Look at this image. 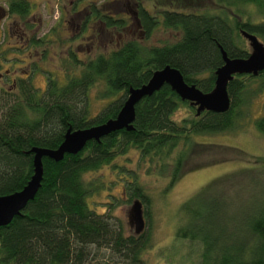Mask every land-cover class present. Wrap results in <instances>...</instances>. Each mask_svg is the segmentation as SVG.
I'll use <instances>...</instances> for the list:
<instances>
[{
  "label": "trees",
  "instance_id": "1",
  "mask_svg": "<svg viewBox=\"0 0 264 264\" xmlns=\"http://www.w3.org/2000/svg\"><path fill=\"white\" fill-rule=\"evenodd\" d=\"M212 1L217 5L216 12L200 8L196 1L190 0L173 1L175 7L164 9L141 3L123 9L119 0H115L109 5L112 10L119 6L117 11L102 10L93 2L88 3L81 34L91 25V32L100 35V29L95 28L100 23L101 31L115 36L108 38L103 51L93 55L80 58L69 47L63 56L55 57L61 67L60 76L48 68L43 74L35 72L41 63L38 61L48 57L45 44H56L57 29L52 31V37H35L34 33L25 36L28 48L27 44L8 49L0 46V67L10 63L8 69L0 72V196L20 190L30 179L31 148L55 149L69 127L82 129L115 117L128 88L146 83L154 70L165 65L175 67L187 83L207 92L214 86L215 69L223 63L219 46L230 57H247L249 48L241 29L255 34L264 43V0ZM80 3L81 0L75 1L74 8ZM249 3L255 5L254 12L244 8ZM8 7L19 21L29 18L32 9L29 0H10ZM129 26L143 31V37L130 34L124 38ZM158 28L172 32L174 38L158 45L146 44ZM15 49L26 50V58L6 56ZM17 62H24L26 71L16 72L22 68L16 66ZM36 74L45 77L43 88L35 85ZM246 80L258 81L257 90H264V70L256 76L237 74L227 85L229 109L223 113L203 111L198 115L194 106L164 84L135 105L132 130L111 132L99 142L91 140L81 151L65 154L60 161L43 157L41 186L34 199L9 224L0 226V264H88L93 250L103 248L121 264H146L142 258V251L148 245L145 231L138 235L125 234L121 225L92 209L88 198L96 182L87 174L133 148L138 153V165L144 164L146 171L167 177L165 190L186 172L233 158L260 161L243 172L254 176L251 173L264 169L263 156H245L232 147L193 140L194 134L229 131L238 118L244 117L243 107L250 98ZM93 87L99 89L92 99ZM94 100L102 102L97 110L92 106ZM182 107L186 114L176 118ZM254 125L264 134V115L257 117ZM238 174L235 170L221 179L234 180ZM136 177L137 172L133 171L131 178L126 179L125 188L130 198H138L145 204L147 194ZM219 179L217 183H221ZM215 183L203 186L181 204V219L187 221L178 227L177 235L202 243L199 264H264V205L252 211L248 224L235 231L233 238L228 236L230 232L222 230L230 240L223 249L216 247L213 236L204 233L201 226L194 228L188 219L189 213L200 218L196 200ZM218 208L217 203L208 209L213 214ZM216 217L213 214V224Z\"/></svg>",
  "mask_w": 264,
  "mask_h": 264
},
{
  "label": "rangeland",
  "instance_id": "2",
  "mask_svg": "<svg viewBox=\"0 0 264 264\" xmlns=\"http://www.w3.org/2000/svg\"><path fill=\"white\" fill-rule=\"evenodd\" d=\"M9 1L0 0V8L7 10ZM75 1L77 0H29L32 5L29 18L19 21L15 14H10L5 19L0 16V38H2L0 46L8 49L9 47H23L27 44L26 48H28L29 44L26 37H30L32 33L35 37L44 35L52 37V31L57 29L58 33L55 40L57 46L52 42H48L49 45L47 46L45 44L48 49V57H45L43 62L38 61V63L41 62L37 68L39 70L36 69L35 71L43 74V71L48 68L54 71L55 76L61 74V67L59 68L55 57L63 56L69 47H72L80 58L103 51L107 46L108 38L112 39L115 35L113 34L112 37L110 36L112 34L101 31L102 25L100 23L95 25L97 30L100 29V35H94L91 32L92 28L81 34L80 26L87 11L85 8L88 3L92 2L102 10L108 8L111 11H117L119 6L113 7V10L110 8L109 4L115 0H81V3L74 8ZM173 1L176 0H119V3L123 9H132L137 3H141L145 7L157 5L160 7L159 9H164L175 7L176 4H173ZM190 1H196V6L203 9L214 10L217 8L212 0ZM244 8L249 12L255 11L253 3L245 4ZM76 11L79 12L76 13L77 15L75 14ZM206 12H211V10ZM241 18L245 20L243 15ZM26 23L32 27H28ZM139 32L138 29L129 26L123 37L133 34L141 38L142 35ZM173 38L172 32H165L162 28H158L145 42L148 45H158L161 44V41H171ZM115 39L118 37L116 36ZM245 44L249 48L247 40ZM18 50H12L5 55L9 56L10 59H14V57L26 58V50H21V52ZM35 56L38 57L39 55L36 54ZM22 63H16V66L22 67L18 68L16 72L26 71L24 62ZM9 65L10 63H3L0 72L8 69ZM257 82L256 80H246L250 98L243 107L245 109L244 117L237 119L233 129L218 133L194 134L193 140L232 147L242 151L245 156L264 157V134L259 132L254 125V120L264 115V90L261 92L257 90ZM34 83L43 88L45 77L36 74ZM98 89L99 87L91 89L92 99ZM101 104V101L94 100L93 109L97 110ZM185 114V108L182 107L176 112L175 117L180 118ZM137 159L138 153L132 148L117 155L110 164L88 173L87 177L96 182L93 193L88 199L92 209L109 216L112 222L121 225L125 234H134L133 227L129 226L127 216L135 198H130V193L125 185L127 184L126 179L131 178L133 171L137 172V182L147 194V202L143 204V213L145 212L146 226L144 231L148 245L142 251V258L146 264H199L202 243L184 239L177 235L178 227L187 221L185 218L181 219L180 206L212 181L216 182L215 185L208 186L196 200V206L201 213L200 218L189 213L188 219L194 223V228L201 226L204 233L211 238L213 236L216 247L219 249H223L230 242L222 230L230 232L228 236L232 235L233 238L235 231L237 232L239 228L248 224V220L253 214L252 211L264 205V169H258L257 172L251 173L255 174L252 177L247 172L243 173L246 168L256 165L257 161L252 158H233L186 172L166 190L167 177L146 171L144 164H137ZM235 170L239 174L234 180L223 181L221 179L226 174L235 172ZM218 179L221 180V183H217ZM217 203L219 208L217 211L215 210L216 212L213 211V214L217 216L213 224V214L208 208ZM88 264L121 263L108 249L103 248L93 250V257L91 256Z\"/></svg>",
  "mask_w": 264,
  "mask_h": 264
},
{
  "label": "water",
  "instance_id": "3",
  "mask_svg": "<svg viewBox=\"0 0 264 264\" xmlns=\"http://www.w3.org/2000/svg\"><path fill=\"white\" fill-rule=\"evenodd\" d=\"M139 25V23H136ZM240 34L247 40L250 48L247 57H230L222 46H219L223 63L214 71V86L210 91L204 92L194 84L185 81L179 69L170 65L152 72L148 81L138 87H129L128 93L116 116L105 122L90 127L73 130L69 127L63 141L55 149L33 147V174L28 182L18 191L0 196V226L9 224L12 219L21 214L29 201L34 199L41 186L43 165L42 158L47 157L60 161L65 154H76L81 151L87 142L100 139L111 132L120 129L132 130L135 118V105L144 97L152 95L164 84L180 97L196 108V114L203 111L216 113L226 112L231 104L227 91L228 83L237 74H250L256 76L264 70V43L253 33L243 29ZM128 223L133 227L134 234L138 235L145 230L143 203L136 198L132 201L128 211Z\"/></svg>",
  "mask_w": 264,
  "mask_h": 264
},
{
  "label": "flooded vegetation",
  "instance_id": "4",
  "mask_svg": "<svg viewBox=\"0 0 264 264\" xmlns=\"http://www.w3.org/2000/svg\"><path fill=\"white\" fill-rule=\"evenodd\" d=\"M0 16H2V18H4V19L8 18L10 16L9 7H7V10L0 8ZM136 27L139 28V25L136 24ZM91 28H92V26L88 25L87 31H89V29H91ZM139 31H140L139 34L142 35V37H143V35H144L143 31H141V30H139Z\"/></svg>",
  "mask_w": 264,
  "mask_h": 264
}]
</instances>
